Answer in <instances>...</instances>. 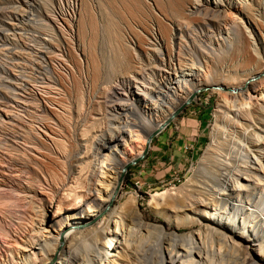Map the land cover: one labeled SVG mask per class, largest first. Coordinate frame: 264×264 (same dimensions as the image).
Wrapping results in <instances>:
<instances>
[{"label": "bare ground", "instance_id": "1", "mask_svg": "<svg viewBox=\"0 0 264 264\" xmlns=\"http://www.w3.org/2000/svg\"><path fill=\"white\" fill-rule=\"evenodd\" d=\"M252 1L191 0L188 13L203 16L206 26L215 28V36L218 38L214 37L211 43L204 44V32L201 40L199 39L201 45H196L192 50V47L183 45L182 41L186 37L181 32L178 38L180 43L176 42L177 56L170 55L171 53L166 55L169 59L167 62L163 51V37L161 34L155 35L153 40L154 45L158 46V57L145 66L151 72L152 78H148L150 81L141 86V92L127 94L128 98H124L126 101L117 92L110 96L107 99L110 117L108 131L104 135L97 134L98 137L91 135L89 142L91 141L92 152L85 157L77 154L81 145L76 143V135L73 133L69 139L73 140L72 145L67 146L70 141L66 145L68 155H62L65 160L63 166L60 165L62 168H55L54 159L50 155L55 154L54 151L44 144V140L33 136L31 131L34 123L49 127L47 103L62 105V98L38 96L30 88H26V84L16 82L23 85L24 90H20L28 95L25 98L27 104L21 102L27 106L30 104L34 112L27 121L13 116L12 112L6 118H0V214L3 217L0 222V249L5 244L4 250H1L0 264H107L118 250L136 249L133 247L136 238L149 237L156 232L164 244L162 251L164 249L170 258L167 262L171 264L176 263L180 256L187 260L192 249L191 263L195 259H203L210 253L206 245V241L210 240L229 247L234 256L237 255L238 263L264 264V259H261L264 258V209L257 207L255 200L246 207L241 201V193H237L244 189L240 185V179L254 182L255 177L260 176L259 171L253 172L254 167L249 159L251 156H248L245 148L258 154L260 149L262 151L260 142L264 137V34L259 36L256 33L243 11L254 6ZM257 11V15L264 19V4ZM24 16L26 15L23 18ZM3 28L1 26L0 30ZM240 29L251 39L253 57L249 61L251 60L252 66L243 72L230 68L227 70V78L223 77L224 81H216V71L209 67L210 59L218 57L223 47L228 52L231 51L237 42ZM175 36L177 38L178 34ZM195 41L194 39L193 42ZM41 45V49H36V59L32 61L31 80L25 77L30 80L26 81L44 83L47 80L57 86L59 79L50 68L53 52L46 43L42 42ZM194 53H200L203 61L209 65L193 61ZM122 67L132 69L134 66L131 62H124ZM110 71L113 72L100 71L98 80L111 77ZM223 71L225 72L224 69ZM227 80L234 84L227 83ZM126 85L129 87V83ZM208 86L219 94L217 109L221 114L220 121L228 118L231 121L230 129H233L235 121L243 118L245 113L257 114L259 121L246 124L243 132H237L238 140L244 144L238 150L235 149L237 139L226 136L223 138L226 130L222 135L219 132L221 125H218L211 150L200 171L201 180L193 189L194 193L157 203L156 213L162 214L169 222L174 219L179 225L181 221H187L191 213L196 219L200 218L194 221L201 226V243L193 235L180 236L165 227L151 226L139 211L137 201H129L118 208L114 206L124 186L127 166L142 156L149 136L193 94ZM53 88L56 89L51 87ZM121 99L124 101L121 102ZM19 100L20 97L18 103ZM8 104L11 106L9 102ZM77 126L78 124L74 128L77 129ZM58 147L56 148L60 149V143ZM30 151H36L48 161L45 162L44 159L45 163L35 162ZM84 162L88 163L83 168ZM242 163L247 166L244 167ZM260 180L264 182L263 179ZM187 186L190 188L192 185ZM39 193L48 196V200L38 199ZM164 194L165 192L157 193L156 196L161 199ZM53 206L56 207V212L52 215ZM118 240L120 246L116 247L114 243L119 242ZM247 242L257 246L261 253L258 254L260 260L256 258L255 261L253 254L249 253ZM162 258L161 264H165L164 255Z\"/></svg>", "mask_w": 264, "mask_h": 264}, {"label": "rangeland", "instance_id": "2", "mask_svg": "<svg viewBox=\"0 0 264 264\" xmlns=\"http://www.w3.org/2000/svg\"><path fill=\"white\" fill-rule=\"evenodd\" d=\"M0 1L2 2H0V28L2 26V28L8 29L3 28L0 30V118H6L7 115L12 112L13 116H17L20 119L22 118L25 121L30 119L29 115H32L34 110L29 106V103L28 106L26 105L25 98H27L28 95L23 92L24 84L27 85L26 88H30V90L35 92L38 96L43 95L44 98H62L64 102L62 105L47 103L48 110L46 111L48 112L46 113L48 116V126L50 128L42 126L41 123H34V128H31L32 130L30 129L33 131V136H37L40 140L42 139V141L44 140V144L49 145L54 151L55 154L50 155L53 157L54 166L57 169L60 167L62 168L65 161L62 155L64 153L68 155L67 149L73 142V140L69 139L72 138L73 133L76 135V143L81 145L77 154H81L80 157H85V155L89 156L92 152V150H90L91 141L89 142L91 137L97 134L104 135L105 132L108 131L110 117L109 109L107 110V99H109L110 96H114L117 92L119 93V97L123 99L128 98L126 96L127 94L130 92H141V86H143L145 82L150 81L152 78L151 72L147 70L148 68L145 66L148 63H153V59L158 57V46H156V44L154 45L153 40L155 35L161 34L163 37V51L165 53V59L167 58L168 60L167 62H169L168 56L170 53V55L177 56L178 50L176 49V42L180 43L178 38L181 32L186 37L183 39L184 41H182L183 45H188L189 48L192 47V50L196 48V45H201V43L199 44V39L201 40V34L204 32L205 36L202 38L204 44L212 41L214 37L215 39L218 38L217 35L215 36V28L206 26V20L203 16H195L188 13L191 0ZM252 3L254 5L253 7H248L249 10L244 9L243 11L246 14V19L249 18L251 21L253 29L261 36V34H264V19L257 15V10L262 8L264 0H253ZM31 11H35L33 12L34 14H31ZM23 15L26 16L23 18ZM29 19L31 21H29ZM4 30H6V32ZM175 34H178L177 38ZM190 36L192 37L191 39ZM194 39L196 43L193 42ZM35 40H37V42ZM42 42L46 43L53 52L51 54L52 58H50V62L52 63L50 68L59 79V85L57 86H54L53 83H49L47 80L43 81L44 83H41V81L38 83L27 82L31 80L30 71L32 70L30 69H32V61L36 59L38 55L37 51L41 49ZM3 44L9 45L3 46ZM215 48L220 49L216 46ZM252 49L251 39L244 30L240 29L237 42L234 43L231 51L228 52L226 48H221V53L218 55V57H221L218 58L216 56L215 59H210L211 66L209 63L204 62L205 60L203 61L200 53H194L195 55H193L192 59L196 63L200 61L205 66L209 65L211 70L213 69V71H216L215 73L217 75L219 74L218 76L215 74L214 79H216V81L217 79L218 81H224L225 78L223 79V77L227 78V70H230V68L238 72H243L248 69V67L252 66L251 60L249 61L251 56L253 57ZM33 51L35 52L33 53ZM44 51L47 52V49H44ZM181 57L184 58V56ZM185 57H187L186 54ZM123 61L125 63L131 62L134 67L132 69L123 68ZM3 68H5L4 70L6 72ZM104 70H113V72L110 71L111 77L107 78L108 80H98V73L100 71L104 72ZM20 71L22 75H20ZM111 73H114V75ZM25 77L30 80H27ZM149 77L150 79H148ZM17 81L19 84L23 85L17 84ZM128 83L129 87L126 85ZM227 83L234 84L229 80H227ZM51 87H56V89H51ZM20 88L23 90H20ZM25 90L27 91V89ZM45 92L50 93L47 94ZM18 93L21 94L19 95ZM15 96L17 98L16 100ZM18 96L20 97V104L18 103ZM21 98L24 99L22 100ZM4 100L7 101V104ZM21 101H24L26 104ZM120 101L123 102L122 99ZM218 102L219 94L214 92L211 86H208L203 88L197 94V98H195V100L180 114V116H184L186 113L209 109L205 116H203L205 120L210 117L207 130L208 139L201 152L197 155L193 167L189 172L179 177L177 180L169 182L159 183L150 179L153 177L148 175L150 173H147V160L156 136L145 158L137 164L128 166L124 186L114 208L123 206L129 201H137L139 211L143 214L146 222L151 226L165 227L170 231L179 233L178 235L180 236L193 235L197 241L203 242V237L202 235L200 237L201 231L199 230L201 226L194 221H198L200 218L196 219V216L191 213L187 221H181L178 225L176 220L172 219V221L169 222L162 214H157L156 208L157 203L160 201L163 203L166 199L180 198L183 197V195L186 196L194 193L193 189L196 188V185L201 180L200 171L203 167V162L211 150L214 142L213 136L218 129V125H221L219 132L222 133V135L226 130V134L223 138L228 137L233 138V140H235L234 138L237 139L235 140L236 142L238 141L235 145V149L238 150L244 145L238 140V133L243 132L246 124H255L254 122L259 119L255 113L254 115L245 113L243 114L244 116H242L243 118H239L235 121L233 124L234 130L231 128V131L229 127L231 121H228V118L225 117L223 118V122L220 121L221 114L217 109ZM12 103H14L13 106ZM3 104L6 106H3ZM180 116L178 118H180ZM49 121H52V123ZM76 124H78L77 129L74 128ZM225 124H227V126ZM98 135L96 137H98ZM55 141L58 145L60 143V149H58L59 147ZM20 143L23 142L20 141ZM260 145L262 151L260 149L258 154H254L251 149L247 150L244 147L248 156H251L249 159L254 167L253 172L259 171L260 176L255 177L254 182H252L253 180L250 182L240 179V185L243 186L244 189L237 193L242 194H240V198L246 207H249V203H253L255 200L256 206L263 207L264 209V182L260 180H264V137L261 139ZM42 150L43 149H41V151ZM30 153L32 159L34 160L35 158V162L37 163L45 160V162L48 161L47 158L45 159V157L38 154L36 151H30ZM87 163L88 162H84L83 168L86 167ZM242 165L244 167L247 166L244 163H242ZM187 185L192 186L189 188ZM162 192H165L163 198H157L156 194ZM40 198L48 200V196L39 193L38 199ZM236 200H239V198ZM10 203L9 201V205H11ZM6 204H8V202ZM55 212L56 207L53 206L51 214L53 215ZM2 218L0 214V222ZM139 239L136 238V241H134L135 243L133 242V245L135 244L133 247L136 249L132 251L127 249L118 250L110 257V262L106 263L161 264L163 261L162 255H164L165 264H171L167 262V260H170L168 254L164 252V249L162 251L164 244L161 243L157 232L149 237ZM118 241L119 242L114 243L116 247L120 246V240ZM121 241L123 242V239H121ZM246 244L247 247H250L249 253L253 254L255 261L256 258L260 260L261 257H258V254L261 253L258 251L257 246L250 242ZM206 245L207 248L210 249V251H208L210 253L204 256L203 259H195L196 261L194 260V263H191L193 257L192 249L190 250V257L187 258V260L180 256L174 264H242L241 261L238 263V259L236 258L237 255L234 256L233 251L229 247L215 240L206 241ZM4 247L5 244L3 247L1 245L2 249H0V254L2 253L1 250H4ZM1 259L0 256V262Z\"/></svg>", "mask_w": 264, "mask_h": 264}, {"label": "crops", "instance_id": "3", "mask_svg": "<svg viewBox=\"0 0 264 264\" xmlns=\"http://www.w3.org/2000/svg\"><path fill=\"white\" fill-rule=\"evenodd\" d=\"M208 111L186 113L156 137L147 160L150 179L169 182L189 172L208 139L210 117L203 119Z\"/></svg>", "mask_w": 264, "mask_h": 264}, {"label": "water", "instance_id": "4", "mask_svg": "<svg viewBox=\"0 0 264 264\" xmlns=\"http://www.w3.org/2000/svg\"><path fill=\"white\" fill-rule=\"evenodd\" d=\"M201 91V90H200ZM196 92L195 94H193L190 99L185 103L183 104L177 111H175V113L169 118L167 119L161 126L160 128H158L155 132H153L149 138H148V141H147V146L145 148V151L143 153L142 156H140L138 159H136L134 162L130 163L129 165L131 164H137L139 163L143 158H145V156L148 154L149 152V149L151 147V144L154 140V138L156 136H158L163 130H165L170 124H172L179 116L180 114L195 100V98H197V94L200 92ZM128 165V166H129ZM127 166V168H128Z\"/></svg>", "mask_w": 264, "mask_h": 264}]
</instances>
